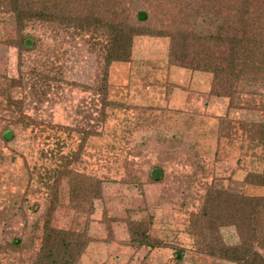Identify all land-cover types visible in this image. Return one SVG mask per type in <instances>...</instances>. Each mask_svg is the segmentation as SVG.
Segmentation results:
<instances>
[{
	"label": "rangeland",
	"instance_id": "obj_1",
	"mask_svg": "<svg viewBox=\"0 0 264 264\" xmlns=\"http://www.w3.org/2000/svg\"><path fill=\"white\" fill-rule=\"evenodd\" d=\"M168 1L177 11L180 1ZM21 29L28 47L18 49L20 25L0 5V264L43 263L50 188L63 166L100 186L72 208L69 178L59 180L51 224L90 237L75 264H232L205 253L190 217L212 183L264 194L245 180L264 163V72L245 69L223 85L230 95L217 94L211 72L172 61L170 38L145 33L104 76V35L55 20ZM187 41L200 44L193 33ZM137 223L165 245H137ZM220 233L238 241L233 226Z\"/></svg>",
	"mask_w": 264,
	"mask_h": 264
},
{
	"label": "trees",
	"instance_id": "obj_2",
	"mask_svg": "<svg viewBox=\"0 0 264 264\" xmlns=\"http://www.w3.org/2000/svg\"><path fill=\"white\" fill-rule=\"evenodd\" d=\"M178 1L177 11L164 5L168 0H0V5L20 25V37L11 41L18 49L28 47L21 29L27 19L55 20L104 35V76L111 62L131 58L133 37L145 33L170 38L172 61L211 72L214 79L211 89L217 94L230 95L223 85L245 69L264 72V0ZM199 17L207 18L201 29L197 25ZM192 33L201 45L194 47L187 41ZM210 42L212 45L205 49ZM217 49L221 50L217 52ZM63 175L69 178L72 208H79L80 196L87 200L90 193L100 195L98 182L94 189V180L90 177L76 174L65 166L56 172L50 188L51 202L43 222L40 247L43 263L38 264H75L90 241L85 233L59 229L51 224V213L58 203V184ZM152 176L157 180L160 174ZM245 180L264 189V163L261 171L247 173ZM190 223L189 229L202 235L206 254L232 264H264L261 251L264 249V194L235 193L212 183L205 191L202 210L191 215ZM227 225L234 227L238 236L236 243L224 242L220 228ZM145 229L143 223L133 226L132 239L137 245H165L157 243ZM208 235L211 240L207 239ZM19 242L14 238L10 244L19 245ZM175 253L177 261L181 260L183 248L176 249Z\"/></svg>",
	"mask_w": 264,
	"mask_h": 264
},
{
	"label": "water",
	"instance_id": "obj_3",
	"mask_svg": "<svg viewBox=\"0 0 264 264\" xmlns=\"http://www.w3.org/2000/svg\"><path fill=\"white\" fill-rule=\"evenodd\" d=\"M7 135V133L5 132V136Z\"/></svg>",
	"mask_w": 264,
	"mask_h": 264
}]
</instances>
